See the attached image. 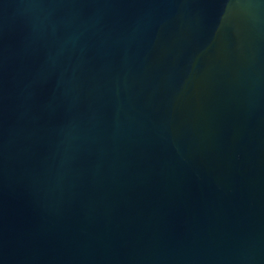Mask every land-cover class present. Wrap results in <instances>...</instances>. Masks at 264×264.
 <instances>
[{"label":"water","instance_id":"95a60500","mask_svg":"<svg viewBox=\"0 0 264 264\" xmlns=\"http://www.w3.org/2000/svg\"><path fill=\"white\" fill-rule=\"evenodd\" d=\"M0 264H264V0H0Z\"/></svg>","mask_w":264,"mask_h":264}]
</instances>
